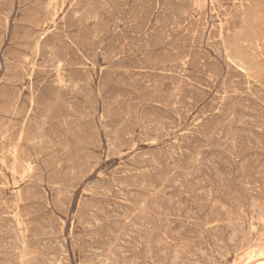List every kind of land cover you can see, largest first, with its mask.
<instances>
[{
  "label": "rangeland",
  "instance_id": "obj_1",
  "mask_svg": "<svg viewBox=\"0 0 264 264\" xmlns=\"http://www.w3.org/2000/svg\"><path fill=\"white\" fill-rule=\"evenodd\" d=\"M263 194L264 0H0V264H264Z\"/></svg>",
  "mask_w": 264,
  "mask_h": 264
},
{
  "label": "bare ground",
  "instance_id": "obj_2",
  "mask_svg": "<svg viewBox=\"0 0 264 264\" xmlns=\"http://www.w3.org/2000/svg\"><path fill=\"white\" fill-rule=\"evenodd\" d=\"M52 2H53V1H52ZM210 19H211V18H210ZM51 23H52V22H51ZM20 66H21V65H20ZM70 82H71V81H70ZM12 89H13V88H12ZM13 176H14V175H13ZM263 195H264V194H263ZM260 197H261V196H260ZM19 204H20V203H19ZM11 218H12V217H11ZM260 248H261V246H260L258 249H260ZM262 249H263V246H262ZM260 251H261V250H260ZM260 251H259V252H260ZM262 251H263V250H262ZM261 255H262V254H261ZM263 255H264V254H263ZM263 255H262V256H263ZM262 256H261V257H262ZM256 257H258V256H256ZM194 260H195V259H194ZM148 262H149V261H148Z\"/></svg>",
  "mask_w": 264,
  "mask_h": 264
}]
</instances>
